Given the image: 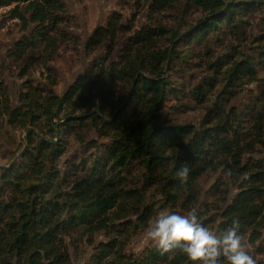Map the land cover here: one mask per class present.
Wrapping results in <instances>:
<instances>
[{
  "label": "trees",
  "instance_id": "obj_1",
  "mask_svg": "<svg viewBox=\"0 0 264 264\" xmlns=\"http://www.w3.org/2000/svg\"><path fill=\"white\" fill-rule=\"evenodd\" d=\"M141 2L123 4L140 9ZM252 3L149 1V16L178 7L183 15L188 9L199 12L201 17L184 30L159 24L135 27V15L124 19L114 10L84 48L91 52L106 46L111 55L118 46L115 58L95 59L57 94L56 78L46 75L45 82L27 76L35 67L49 70L59 46L78 42L67 30L63 0H0V9L8 8L7 17L18 21L22 33L6 57L19 64V76H26L13 103L1 74L0 130L26 133L30 128L23 154L0 167V264H73L67 239L117 227V221L123 226L118 230L121 240L109 238L97 247L104 264H192L178 249L165 253L156 245L138 256L127 255L128 218L133 215L141 224L151 218L146 197L151 189L166 204L189 210L199 196L202 176L217 170L233 179L237 192L219 209L215 231L238 220L245 243L261 242L264 250V155L251 154L261 138L245 141L225 113L233 89L256 81L264 52L246 56L240 51V57L232 53L206 63L209 74L190 88L197 102L214 95L199 126L169 123L161 112L167 96L180 90L164 76V64L170 67L176 46L201 44L222 25L237 28L240 10L248 11ZM163 34H169L170 47L159 52L155 45ZM93 107L99 112H91ZM257 115L256 135L261 111ZM92 133L95 138L88 137ZM71 140L90 155L66 157ZM181 166L189 168L183 182L174 175Z\"/></svg>",
  "mask_w": 264,
  "mask_h": 264
},
{
  "label": "rangeland",
  "instance_id": "obj_2",
  "mask_svg": "<svg viewBox=\"0 0 264 264\" xmlns=\"http://www.w3.org/2000/svg\"><path fill=\"white\" fill-rule=\"evenodd\" d=\"M150 0H142L141 8L137 9L133 3L123 4L124 0H63L68 18L67 30L78 36V42L72 44L65 42L56 50V56L48 64L49 70L35 67L29 70L27 78L29 80H39L47 82L45 76L56 78V85L53 90L57 94H62L72 83L74 78L88 68L89 64L97 58L107 55L115 58L118 46L112 48V54H108L107 47H99L94 51L86 52L84 44L88 36L97 26L103 25L109 13L114 10L119 11L124 19L131 14L135 15L133 24L135 27L141 24L162 25L166 29L179 28L184 30L187 24L193 23L200 16L194 9H188L185 14L181 13V8L165 10L159 13L148 15V3ZM232 1H253L248 11L240 10L238 16V27L227 28L222 25L220 32H210L208 38L201 44L191 43L187 46L178 44L174 50L176 57L171 60L170 67L164 64V76L173 81L174 86L180 90L175 94H170L161 110L163 119L169 123L194 124L199 126L201 119L206 112V107L211 106L214 95L205 102H197L191 97L190 88L198 82L207 72L206 63L215 58H224L227 54H235L240 57V51L246 56L254 55L258 50L264 52V0H232ZM8 8L0 9V77L4 76L6 85L9 88L10 97L13 103L17 101L18 92L23 87L26 76H19V64L6 57L7 51L12 48L13 43L21 37L19 23L10 20L6 11ZM131 18V17H130ZM129 18V19H130ZM169 34H163L157 38L155 50L161 52L170 47ZM256 81L250 82L234 88V96H228V106L225 113L228 114V123L232 129H236V134H240L245 141L261 138V143H257L251 152L253 157L264 155V65L257 67ZM43 73V76L40 75ZM142 74L147 75L145 71ZM226 96V94H224ZM219 102V99L217 100ZM230 106L232 109L230 110ZM93 107L91 112H99ZM79 111H84L80 109ZM261 111V130L255 134L254 124L257 122V113ZM25 132L23 130H0V166H7L9 162L27 147ZM88 137L95 138L93 133ZM58 137L53 138V142ZM101 140V138H100ZM89 156V152L84 151L75 141L71 140L66 157L74 154ZM200 192L194 205L190 207L198 209L200 221L210 230L215 231L220 217L217 215L222 208L237 192L234 181L222 170L204 174L200 179ZM147 203L151 205V218L141 224L139 218L131 216V227L125 241V253L138 256L150 246L155 245L145 238V231L151 221L161 212H177L186 214L188 210L179 208L174 204H166L161 196L157 195L154 189L147 192ZM189 209V210H190ZM141 211V209L139 210ZM120 221L116 222L117 227L109 228L91 235L79 236L67 239L68 250L73 264H104L98 254V244L106 242L109 238L116 237L121 240L123 235L119 229ZM125 222V221H124ZM120 226V227H119ZM133 229V230H132ZM125 234V232H124ZM261 242L255 245H247L250 255L255 260V264H264V250L261 249ZM261 249V251H259Z\"/></svg>",
  "mask_w": 264,
  "mask_h": 264
},
{
  "label": "clouds",
  "instance_id": "obj_3",
  "mask_svg": "<svg viewBox=\"0 0 264 264\" xmlns=\"http://www.w3.org/2000/svg\"><path fill=\"white\" fill-rule=\"evenodd\" d=\"M189 168L181 166L174 175L187 180ZM145 238L162 252L178 249L192 264H255L249 254L238 220L220 231H212L199 219L198 209L186 214L158 213L145 231Z\"/></svg>",
  "mask_w": 264,
  "mask_h": 264
},
{
  "label": "water",
  "instance_id": "obj_4",
  "mask_svg": "<svg viewBox=\"0 0 264 264\" xmlns=\"http://www.w3.org/2000/svg\"><path fill=\"white\" fill-rule=\"evenodd\" d=\"M95 109H97V107L95 108ZM30 130V128L26 131V133H25V135H24V139H26V136H27V132ZM23 154V150L20 152V153H18L11 161H10V163L7 165V166H0L1 168H6V167H8V166H10L11 164H13L21 155Z\"/></svg>",
  "mask_w": 264,
  "mask_h": 264
}]
</instances>
